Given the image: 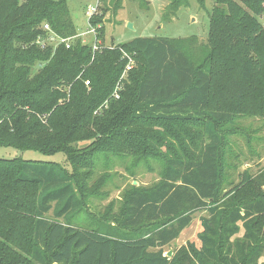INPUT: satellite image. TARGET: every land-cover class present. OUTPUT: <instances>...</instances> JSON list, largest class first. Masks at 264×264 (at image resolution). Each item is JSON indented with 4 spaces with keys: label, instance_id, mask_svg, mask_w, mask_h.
Instances as JSON below:
<instances>
[{
    "label": "trees",
    "instance_id": "16d2710c",
    "mask_svg": "<svg viewBox=\"0 0 264 264\" xmlns=\"http://www.w3.org/2000/svg\"><path fill=\"white\" fill-rule=\"evenodd\" d=\"M241 1L216 0L204 56L195 61L192 46L159 36L93 51L78 36L67 0H0V147L63 151L73 171H90L96 152L155 156L157 143L170 142L160 183L132 188L116 223L94 228L57 219L83 208L67 167L0 158V264H182L164 246L200 210L208 216L193 264H264V168L255 175L246 169L223 190L217 130L237 115L264 117L257 17L264 0ZM44 23L74 38L70 47L40 46ZM89 23L101 36L104 13ZM124 53L138 62L126 78ZM118 84V98L104 109ZM85 139L94 142L73 154L71 143ZM172 141L182 152H172ZM52 208L57 218L47 217ZM241 228L243 237L233 239Z\"/></svg>",
    "mask_w": 264,
    "mask_h": 264
},
{
    "label": "rangeland",
    "instance_id": "374dc122",
    "mask_svg": "<svg viewBox=\"0 0 264 264\" xmlns=\"http://www.w3.org/2000/svg\"><path fill=\"white\" fill-rule=\"evenodd\" d=\"M115 1L67 0L78 33L90 29L87 15L89 7L97 6L93 15L104 13L105 29L101 36L97 35L98 41L94 33L86 32L84 36H80L84 43L92 45V49L96 41L100 42L101 47L117 45L139 36H159L173 38L186 47L192 46L194 53L191 56L195 61L204 56L210 17L217 4L216 0H205L204 5L198 0H181L180 3H176V0H121V7L118 10H115ZM237 1L242 3L241 0ZM257 17L264 25V13ZM129 23L133 24V28ZM124 57L128 61L122 78H126L128 71L138 65L132 54L124 53ZM41 66V63H36L32 72L36 73ZM86 84L89 85L87 81ZM122 85H116L112 97L103 103L104 109L109 107L111 98H118L115 93L118 87L123 88ZM193 128L200 131L202 126ZM217 130L222 138V187L227 191L231 184L240 180L239 175L246 169L255 175L264 168V117L237 115L232 121L218 126ZM201 137H198L197 141ZM92 142H94L92 139L80 140L72 142L69 147L74 150L73 154H79ZM166 142L157 143L158 153L155 156L96 152L90 171L86 166L73 171L68 155L63 151L48 155L35 150L7 146L0 147V158L21 157L29 160L55 161L67 167L73 176L75 190L83 201V208L72 216L60 218L55 217L52 208L47 217L57 218L63 223L70 222L78 227L94 228L116 223L124 207L125 195L132 188H152L160 183L166 157L170 155L168 149L170 142L168 140ZM173 144L172 152L179 153L180 144L178 142ZM204 216H208V211L195 212L191 224L176 239L164 246L165 253L171 251L172 256H178L182 264L197 262L193 249L201 246L199 234L203 231L201 219ZM243 232L241 228L240 233L233 239H241Z\"/></svg>",
    "mask_w": 264,
    "mask_h": 264
},
{
    "label": "built area",
    "instance_id": "2783aa9c",
    "mask_svg": "<svg viewBox=\"0 0 264 264\" xmlns=\"http://www.w3.org/2000/svg\"><path fill=\"white\" fill-rule=\"evenodd\" d=\"M97 6H91L89 7V9L87 10V15L89 16V18H91V16L94 14V12L96 11ZM90 24V23H89ZM43 29L46 32V34L44 36H39L37 39V43L44 47V46H48V45H53V46H57L61 43L66 44L67 47H70L73 38L72 37H62L60 35H58L55 31L52 30V28L50 27V25L48 23H44L43 24ZM92 33H94L96 35V40L98 41V32L96 31V28L92 26L91 30ZM97 41L95 42L94 46H93V50H97L98 48H100V42L97 43ZM87 83H89L87 81ZM120 89V87L117 88L116 91V97L119 96L118 90Z\"/></svg>",
    "mask_w": 264,
    "mask_h": 264
},
{
    "label": "crops",
    "instance_id": "0c3cea01",
    "mask_svg": "<svg viewBox=\"0 0 264 264\" xmlns=\"http://www.w3.org/2000/svg\"><path fill=\"white\" fill-rule=\"evenodd\" d=\"M89 26H90V29L88 30V31H86V32H89V33H92L90 30H91V25L89 24ZM86 32H83V33H78V36L80 37V36H84L85 34H86ZM83 41V40H82Z\"/></svg>",
    "mask_w": 264,
    "mask_h": 264
},
{
    "label": "water",
    "instance_id": "95a60500",
    "mask_svg": "<svg viewBox=\"0 0 264 264\" xmlns=\"http://www.w3.org/2000/svg\"><path fill=\"white\" fill-rule=\"evenodd\" d=\"M129 26L133 28V24L132 23H129ZM166 255L171 257L172 256V252L169 251Z\"/></svg>",
    "mask_w": 264,
    "mask_h": 264
}]
</instances>
